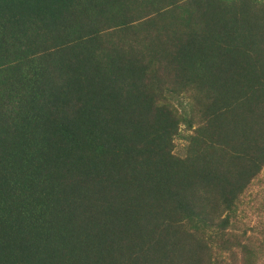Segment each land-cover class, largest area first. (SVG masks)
I'll return each instance as SVG.
<instances>
[{"label": "trees", "instance_id": "obj_1", "mask_svg": "<svg viewBox=\"0 0 264 264\" xmlns=\"http://www.w3.org/2000/svg\"><path fill=\"white\" fill-rule=\"evenodd\" d=\"M0 264H264V0H0Z\"/></svg>", "mask_w": 264, "mask_h": 264}, {"label": "rangeland", "instance_id": "obj_2", "mask_svg": "<svg viewBox=\"0 0 264 264\" xmlns=\"http://www.w3.org/2000/svg\"><path fill=\"white\" fill-rule=\"evenodd\" d=\"M182 143V141H177V144L180 145Z\"/></svg>", "mask_w": 264, "mask_h": 264}]
</instances>
